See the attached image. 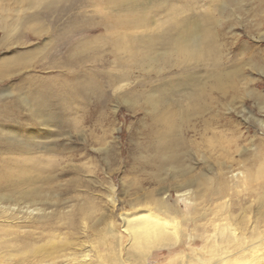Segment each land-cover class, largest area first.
<instances>
[{
  "label": "bare ground",
  "instance_id": "bare-ground-1",
  "mask_svg": "<svg viewBox=\"0 0 264 264\" xmlns=\"http://www.w3.org/2000/svg\"><path fill=\"white\" fill-rule=\"evenodd\" d=\"M45 1L54 4L58 0H18L22 8H37ZM206 1L218 6L219 19L211 11L200 18L183 16V11L193 14L191 6H195V0H95L111 14L98 19L105 31L101 38L110 45L119 74L107 75L109 91H100L101 84L95 82L96 77L92 79V70L112 62L103 60L89 66L96 60L82 56L90 47L87 42L73 47L64 62L49 66V77L24 76L13 90L0 91V264H160L155 255L162 250L179 259L174 264H264V144L251 158L235 160V153L245 151L237 144L239 137L233 139L212 128L215 106H225L229 113L242 112L245 116V102L240 113L233 106L239 97L238 84L219 70L244 65V59H236L237 63L232 60L231 65L228 58L217 59L216 43L220 27L236 24L230 17L233 7L237 17L250 0ZM252 1L258 6L264 2ZM180 2L183 4L177 7L175 4ZM0 11L3 14L0 30L9 38L15 30L7 22L12 10L1 7ZM160 12L165 13V19L156 23L154 15ZM153 23L161 28L158 34L147 30ZM19 24L23 26L21 19ZM73 26L78 27L79 23ZM57 30L50 33L51 40ZM139 30L142 32L137 33ZM252 67L264 74L263 63H254ZM174 68L191 75L180 84L159 89L161 99L149 96L146 100L151 121L143 127L147 139L141 150L146 161L139 163L136 172L153 183H163V176L178 180V203L171 202L167 186L134 202H122L112 183L105 202L120 211V224L112 218V210L98 217L91 228L87 221L93 219L95 208L88 201L66 213L58 209L57 182L68 168L65 154L70 144L67 146L66 141L80 131L77 118L82 115L84 104L94 99L100 108L112 98L133 102L140 94H130L125 83L134 70L146 76L156 74L165 83L171 77L162 73ZM25 69L16 68L18 72ZM201 69L217 80L213 88L197 86L187 96L190 103L187 108L171 110L170 105L175 104L172 97L188 80L196 78ZM240 70L236 68L233 74L238 76ZM5 71L9 72L6 62H0V80ZM249 84L252 87L247 90V97L260 101L264 108L263 94L254 88L259 83ZM120 87L123 93L118 94ZM113 90L116 97L110 93ZM11 92L14 98L3 103ZM37 112L46 118L48 127L33 126L30 117ZM193 118L201 126V143L188 139L198 131ZM260 124L264 128V123ZM205 149L218 165L219 182L212 188H208L212 179L205 172L194 175L189 164L195 157L206 158ZM235 165L240 170L232 169ZM120 172L124 173L119 170L109 174V179ZM226 174H230L231 181ZM132 183L139 184L136 180ZM189 187L196 190L192 193L183 190ZM232 192L242 195L245 201L241 213L233 216L224 211L226 205L222 208L220 205L222 221L206 220L205 216L212 215L207 212V203L223 200ZM96 197L104 201V196ZM249 200L256 207L246 206ZM178 215L184 218L179 221ZM60 227L72 230L74 236L81 229L92 230L94 242L69 237L59 231Z\"/></svg>",
  "mask_w": 264,
  "mask_h": 264
},
{
  "label": "rangeland",
  "instance_id": "rangeland-1",
  "mask_svg": "<svg viewBox=\"0 0 264 264\" xmlns=\"http://www.w3.org/2000/svg\"><path fill=\"white\" fill-rule=\"evenodd\" d=\"M209 3L206 0H195V6H191L193 14L189 11H183L182 14L183 16L194 15L200 18L203 14L211 11L212 15L219 19L218 6ZM181 4L183 3L180 2V4L175 5L181 7ZM1 7L12 10L7 22L15 30L9 38H6L4 32L0 30V62H6L9 71H5L3 78L0 80V91L13 90L24 76L33 75L37 79L49 77V66L64 62L69 51L83 42H87L90 47L82 56L91 61L96 60V62L89 63V66L94 63H97L94 65H98L103 60L112 62L109 66L92 70V73H94L92 79L96 77L95 82L98 80L101 84L99 85L100 91L110 90L106 87L108 76L119 74L115 68V58L110 54V45L106 39L101 38V36H104L105 31L100 26L98 19L111 14L106 12L101 5H97L95 0H58L54 4L45 1L42 6L37 8H22L18 0H0ZM234 9L233 7L230 17L234 18L236 24H234V27L231 24H225L222 29L219 28L216 56L219 60L221 57L228 58L230 65L233 61L237 63L238 59H244V65L219 70L223 74L228 73V80L235 81L238 84L239 97L233 102V106L240 109L242 103L245 102L246 112L245 116H242L241 109L239 111L241 113L237 115L236 113H229L225 106H215L212 109V116H214L212 128L227 137L233 139L239 137L237 144L240 149L245 151L242 154L235 153L234 158L235 160H242L251 158L256 153L255 150L260 149L261 144H264V128L260 124L261 122L264 123L263 105L260 101L247 97V90L252 87L249 84L250 81L259 83L254 88L261 91L264 97V74L252 67L254 63L264 64V2L258 6L252 0L247 1V6H244L243 10H239L237 17ZM161 13L163 12L154 15L156 23L165 19V13ZM2 15L0 11V21ZM20 19L23 23L22 27L19 24ZM75 23H79V26H73ZM55 29H58V34L54 40H51L50 33ZM147 30L156 34L161 32V28H157L155 23ZM136 32L140 33L142 30ZM17 67H26L27 69L18 72ZM236 68L241 69L238 76L233 74ZM201 70L196 78L188 80L187 84L181 87L180 91L172 97L175 104L170 105L171 110L177 111L187 108L190 104L187 96L197 86L208 90L213 88L217 80L211 76V73H206L205 69ZM12 71L17 72L9 74ZM138 72L134 70L132 76L125 83L131 90L130 94H140L138 99L131 102L124 98L120 100L112 98L100 108L94 99L86 102L82 115L77 118L80 123V131L78 134H72L71 141H66L68 142L67 146L70 144V148L65 154L68 168L64 174L59 176L60 180L58 179L57 182L60 187L57 186L56 188L58 194L56 207L66 213L72 207L77 208L83 203L86 205L87 201L92 202L95 208L93 219L87 221L91 228H93V222L98 217L105 216L106 213H111L113 210L112 205L105 202V196L108 194L107 188L112 183L118 191L117 198L122 202H134L147 193L155 194L157 190L167 186L165 188L169 189L167 193L171 194V202L173 204L178 203V192L176 191L178 187L176 181L178 180L163 176L162 179L165 178L163 183L148 182L146 176L137 173L136 169L140 166L139 163L146 161V154L141 150L147 139L143 127L151 123L150 116L146 112V100L149 96L161 99V96L157 93L159 89L180 84L191 74H183L182 69L174 68L170 71L171 73L167 71L162 73L171 78L165 83H161L160 77H157L156 74L146 76L143 72ZM145 84L146 87H144ZM110 93L113 94L112 97H116L114 90ZM117 93H123L122 87L118 88ZM213 93L216 97L217 91ZM12 98H14V95L11 92L10 97L5 96L2 102L8 103ZM100 99H103V97ZM193 123L197 126L198 131L194 134L191 133L188 139L197 140L195 142L201 143V126L196 124L195 118H193ZM55 130L58 129H54V132ZM206 150L204 152L206 158L195 157L189 164L194 169V175L205 172L212 179L208 186V188H212L217 186L219 182L216 176L218 165L215 158ZM232 169L240 170L239 165H235ZM119 170L124 171V173L120 172L115 175L114 179H109V174L116 173ZM226 177L228 181H231L228 178L230 174L228 176L226 174ZM135 180L139 184H133L132 182ZM186 189L191 190V193L196 190V188L191 187L183 190ZM96 195L104 196V201ZM241 197L242 195L240 196L237 192H232L229 197L223 200L207 203V212L210 211L212 215L205 216L206 220L217 219V222L222 221L223 216L220 205L221 208L226 205L224 211L231 213L233 216L239 215L241 206L245 203ZM250 204L256 207V203L251 200L248 201L246 206ZM179 206L184 209L182 204L179 203ZM56 207H53V209H56ZM119 213L118 209L113 210L112 213V218L118 224H120ZM177 217L179 221L184 218L182 215ZM62 227H60L62 230L59 229V231L66 233L69 237L73 236L81 240L87 239L94 242L92 230L85 232L81 229L82 232L79 231L74 236L72 230L63 229ZM172 237L174 238V236ZM155 257H157L156 259L160 264H174L175 261L179 260H175L174 256L166 250L158 252Z\"/></svg>",
  "mask_w": 264,
  "mask_h": 264
},
{
  "label": "snow or ice",
  "instance_id": "snow-or-ice-1",
  "mask_svg": "<svg viewBox=\"0 0 264 264\" xmlns=\"http://www.w3.org/2000/svg\"><path fill=\"white\" fill-rule=\"evenodd\" d=\"M30 121L35 127H38V128L48 127L46 118L41 116L39 112H37L35 116L30 117Z\"/></svg>",
  "mask_w": 264,
  "mask_h": 264
}]
</instances>
